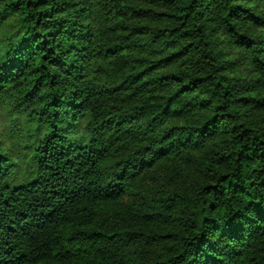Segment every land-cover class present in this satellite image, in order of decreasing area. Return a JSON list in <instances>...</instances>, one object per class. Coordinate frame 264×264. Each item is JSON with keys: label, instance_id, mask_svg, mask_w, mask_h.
Masks as SVG:
<instances>
[{"label": "trees", "instance_id": "obj_1", "mask_svg": "<svg viewBox=\"0 0 264 264\" xmlns=\"http://www.w3.org/2000/svg\"><path fill=\"white\" fill-rule=\"evenodd\" d=\"M97 2L88 25L71 0H14L0 17V90L30 95L50 76L47 107L76 116L82 96L95 105L115 128L110 154L93 161L101 172L155 159L121 181L125 194L66 209L53 232L62 251L39 264H264V0ZM217 115L243 131L164 151L177 130ZM11 134L5 110L0 135ZM14 238L48 245L22 227ZM6 253L0 264H30L15 246Z\"/></svg>", "mask_w": 264, "mask_h": 264}, {"label": "clouds", "instance_id": "obj_2", "mask_svg": "<svg viewBox=\"0 0 264 264\" xmlns=\"http://www.w3.org/2000/svg\"><path fill=\"white\" fill-rule=\"evenodd\" d=\"M13 2L0 0V17L11 12L9 5ZM71 2L75 7L69 11L75 14L76 9H82L80 22L88 25L94 15L93 9L99 7L97 0ZM255 4L256 0H250L248 6L255 8ZM257 15L261 14L257 12ZM7 23V20L0 19V25L6 26ZM82 31L87 32L88 29ZM220 62L219 57L211 61L217 66ZM49 79L50 76L45 78L30 95L10 88L0 90V113L7 111L13 133L7 137L0 135V258L7 254L6 249L15 246L18 253L28 254L30 264H39L40 255L44 252L51 254L53 247L62 251L56 243L62 239L61 234L56 233L54 238L53 232L66 215V209L86 198L125 194L126 185L121 181L150 172L155 163V159H129L102 172L98 170L93 161L110 154L109 145L115 140L112 122L104 120L101 111L83 96L81 111L76 116L62 106L56 111L47 107L51 97L46 93L55 91L48 86ZM42 96L43 100L40 99ZM41 109L46 110L41 112ZM243 120L241 116L239 122ZM235 123L236 119L217 115L202 127L177 130L179 139L164 151L176 150L185 154L189 147L199 148L215 137L232 141L238 132L243 131L234 129ZM21 227L29 236L47 240L48 245L33 251L35 245L31 241L14 238ZM83 236V233L76 234V237ZM86 238L94 239L92 236ZM117 240L119 237L113 236L111 243ZM260 247L264 248V243ZM5 264H16V261H5Z\"/></svg>", "mask_w": 264, "mask_h": 264}]
</instances>
